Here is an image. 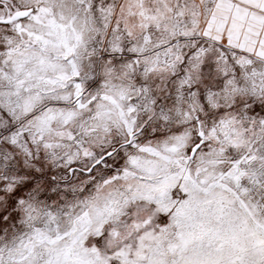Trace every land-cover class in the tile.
Masks as SVG:
<instances>
[{
  "label": "snow or ice",
  "instance_id": "obj_1",
  "mask_svg": "<svg viewBox=\"0 0 264 264\" xmlns=\"http://www.w3.org/2000/svg\"><path fill=\"white\" fill-rule=\"evenodd\" d=\"M0 264H264V0H0Z\"/></svg>",
  "mask_w": 264,
  "mask_h": 264
}]
</instances>
